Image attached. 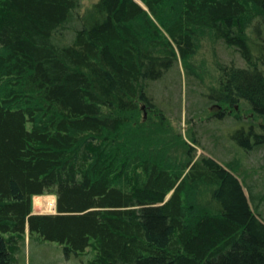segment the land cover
Instances as JSON below:
<instances>
[{"label": "trees", "instance_id": "obj_1", "mask_svg": "<svg viewBox=\"0 0 264 264\" xmlns=\"http://www.w3.org/2000/svg\"><path fill=\"white\" fill-rule=\"evenodd\" d=\"M26 235L82 264H264V0H0V264Z\"/></svg>", "mask_w": 264, "mask_h": 264}, {"label": "rangeland", "instance_id": "obj_2", "mask_svg": "<svg viewBox=\"0 0 264 264\" xmlns=\"http://www.w3.org/2000/svg\"><path fill=\"white\" fill-rule=\"evenodd\" d=\"M83 2L86 3L87 0H83ZM222 54L223 56H226L224 51H222ZM153 90L159 100L163 99V104L166 108L170 109L175 107L176 104H179V102L182 103L181 122L177 124L179 125L182 133H184L187 127L185 119L188 117V111L192 113L194 111V107L196 106V101L190 97V91L184 79H180L175 70H170L167 74H165L163 79L156 81L153 85ZM201 152H203V150H198V153ZM43 196L48 197L47 200L49 203H51L54 197V195ZM32 208V211L38 209H35L33 206V199ZM37 211L39 213H54L55 207L54 210L50 212H42L39 211V209ZM89 255L90 251L87 250L79 257H66L61 247L35 241L30 242L28 241V236H25L24 259L26 264H28L30 260L33 264H82L83 262L86 263L88 261Z\"/></svg>", "mask_w": 264, "mask_h": 264}, {"label": "crops", "instance_id": "obj_3", "mask_svg": "<svg viewBox=\"0 0 264 264\" xmlns=\"http://www.w3.org/2000/svg\"><path fill=\"white\" fill-rule=\"evenodd\" d=\"M35 197H36V196H35ZM35 197H34V198H35ZM33 213H39V212H38L37 210H34Z\"/></svg>", "mask_w": 264, "mask_h": 264}, {"label": "water", "instance_id": "obj_4", "mask_svg": "<svg viewBox=\"0 0 264 264\" xmlns=\"http://www.w3.org/2000/svg\"><path fill=\"white\" fill-rule=\"evenodd\" d=\"M55 197V196H54ZM55 213V212H54Z\"/></svg>", "mask_w": 264, "mask_h": 264}]
</instances>
